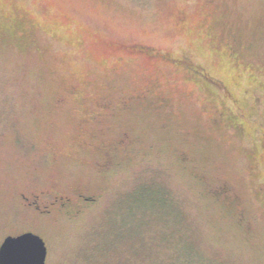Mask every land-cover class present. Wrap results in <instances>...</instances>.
I'll use <instances>...</instances> for the list:
<instances>
[{"label": "rangeland", "instance_id": "374dc122", "mask_svg": "<svg viewBox=\"0 0 264 264\" xmlns=\"http://www.w3.org/2000/svg\"><path fill=\"white\" fill-rule=\"evenodd\" d=\"M53 182L98 201L43 226L22 194ZM23 230L45 264H264V0H0V244Z\"/></svg>", "mask_w": 264, "mask_h": 264}, {"label": "flooded vegetation", "instance_id": "af4514ba", "mask_svg": "<svg viewBox=\"0 0 264 264\" xmlns=\"http://www.w3.org/2000/svg\"><path fill=\"white\" fill-rule=\"evenodd\" d=\"M155 87L157 89V84H150L149 81V86L146 88V91H153ZM157 96L159 98L161 97L158 94ZM140 100L145 102V98L143 95H140ZM131 101V98L124 100V106L127 107ZM111 106V104L108 106L104 104H97V108H95L94 110L84 109L83 115L86 114L87 118L89 116L91 121H93L99 116L106 115V111H109ZM82 119V121L88 120L85 118ZM99 153L104 156L102 162L97 165L98 170H100L101 173L109 172L114 166H117L118 168L122 164V162L117 158L115 160V156L113 154L114 152L105 151ZM45 197H51L49 198L50 200L47 201V204H45ZM22 198L25 201H28L25 206L32 210L37 218H40L42 220L43 226H45V218H56L57 216H60V218L74 219L80 217L82 213L96 205L98 201L96 193L94 195L88 196L87 193L83 192L80 188L77 187L73 188L71 194H65L64 192H61L60 187L58 188L57 184H55L54 182L52 185H50L48 190H43L40 194L34 195V198L31 199V201H29L28 196L23 194ZM39 200H41V202ZM26 232H31L38 235L43 240L46 246L45 239L40 234L32 230H23L11 236H17Z\"/></svg>", "mask_w": 264, "mask_h": 264}, {"label": "water", "instance_id": "95a60500", "mask_svg": "<svg viewBox=\"0 0 264 264\" xmlns=\"http://www.w3.org/2000/svg\"><path fill=\"white\" fill-rule=\"evenodd\" d=\"M46 246L36 234L6 236L0 244V264H45Z\"/></svg>", "mask_w": 264, "mask_h": 264}, {"label": "trees", "instance_id": "16d2710c", "mask_svg": "<svg viewBox=\"0 0 264 264\" xmlns=\"http://www.w3.org/2000/svg\"><path fill=\"white\" fill-rule=\"evenodd\" d=\"M105 149V148H104ZM114 154V158H115V160H116V158L119 160L120 158L117 156V155H115L116 154V152H114L113 153ZM179 158L181 159V161H183V162H185V161H187V158H186V156H184V155H181V156H179ZM114 160V161H115ZM119 161H121V160H119ZM122 162V161H121ZM143 191H144V196H148L149 198H136V202H139V203H141V201L143 200V199H149V201L150 202H155V201H159V202H163V203H165L166 204V199L164 198V196H163V194H161L158 190H152V189H150V188H144L143 189ZM229 190H228V188L227 187H223L222 186V188H220L219 189V191H214V192H212L211 193V195L213 196V198H214V201H219L220 203H221V201H223L224 202V204L222 203V206L223 207H225V208H227L228 210H229V212H227V211H225L224 212V214L225 215H227V216H229V217H234L237 213H235V212H238L239 213V211H237L238 210V207H237V203H238V201L236 200V199H233V200H230L229 202H228V199H221L222 198V196H224L223 198H237V197H233V196H231V195H227V196H225V195H223V194H227V192H228ZM143 197V196H142ZM155 197H159V198H155ZM238 217L236 216V219H237Z\"/></svg>", "mask_w": 264, "mask_h": 264}]
</instances>
